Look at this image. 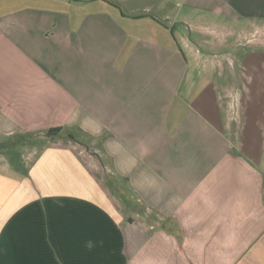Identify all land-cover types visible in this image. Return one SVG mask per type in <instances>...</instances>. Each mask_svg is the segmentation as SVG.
Listing matches in <instances>:
<instances>
[{"label":"crops","instance_id":"1","mask_svg":"<svg viewBox=\"0 0 264 264\" xmlns=\"http://www.w3.org/2000/svg\"><path fill=\"white\" fill-rule=\"evenodd\" d=\"M150 1L0 0V264H264V0Z\"/></svg>","mask_w":264,"mask_h":264},{"label":"rangeland","instance_id":"2","mask_svg":"<svg viewBox=\"0 0 264 264\" xmlns=\"http://www.w3.org/2000/svg\"><path fill=\"white\" fill-rule=\"evenodd\" d=\"M68 1V0H66ZM77 3L76 5L83 6L86 5V0H69L68 3ZM131 5L141 8L149 7L152 5L150 0H131ZM66 7V6H65ZM64 7V8H65ZM67 11V9H64ZM149 16H153L152 13L148 14ZM170 24L171 22L168 21ZM185 31V30H184ZM188 35H191V32H188ZM193 36H197L193 34ZM194 38V37H193ZM196 38V37H195ZM221 50L226 54L227 61L223 63V70L229 71L232 57L229 56L235 55L240 60L237 62V65H242V68H246V63L244 59H242V55L244 56L247 52L250 51H260L261 47L254 46L251 44H237L234 42L232 47H223ZM238 55V56H237ZM241 82V81H240ZM66 131V130H65ZM55 132V131H54ZM39 133L33 132L22 136H17L12 141H3L0 142V168L1 170L5 169L6 172L8 171H17L21 176L28 177L31 171L36 166V162L39 160V155L41 151H43V146L46 144V147L50 146L53 140L48 139V141L39 142L38 135ZM66 136V135H65ZM67 138V137H66ZM50 140V141H49ZM56 142V141H55ZM64 144H69L68 142ZM10 165L11 169H8ZM6 167V168H5Z\"/></svg>","mask_w":264,"mask_h":264},{"label":"trees","instance_id":"3","mask_svg":"<svg viewBox=\"0 0 264 264\" xmlns=\"http://www.w3.org/2000/svg\"><path fill=\"white\" fill-rule=\"evenodd\" d=\"M56 131H59V130H56Z\"/></svg>","mask_w":264,"mask_h":264}]
</instances>
